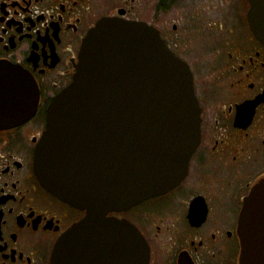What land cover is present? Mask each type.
<instances>
[{
  "label": "flooded vegetation",
  "instance_id": "obj_1",
  "mask_svg": "<svg viewBox=\"0 0 264 264\" xmlns=\"http://www.w3.org/2000/svg\"><path fill=\"white\" fill-rule=\"evenodd\" d=\"M249 7V0H0V63L30 75L39 90L32 115L0 127V264H51L58 240L88 214L42 184L34 155L49 104L72 82L84 38L105 17L157 27L188 63L201 108V138L183 180L106 216L137 228L148 264H239V216L264 179V43ZM89 237L72 251L79 264L134 256L125 232Z\"/></svg>",
  "mask_w": 264,
  "mask_h": 264
},
{
  "label": "water",
  "instance_id": "obj_2",
  "mask_svg": "<svg viewBox=\"0 0 264 264\" xmlns=\"http://www.w3.org/2000/svg\"><path fill=\"white\" fill-rule=\"evenodd\" d=\"M249 2V25L264 43V0ZM38 97L30 75L0 63V127L27 119ZM46 121L35 172L50 192L88 210L58 240L51 264H79L72 254L77 241L119 231L134 255L121 264H148L137 228L106 213L163 194L187 174L201 138L188 63L157 27L105 17L84 38L73 80L52 99ZM102 226L120 230L92 229ZM239 236V264H264V179L244 200Z\"/></svg>",
  "mask_w": 264,
  "mask_h": 264
},
{
  "label": "rangeland",
  "instance_id": "obj_3",
  "mask_svg": "<svg viewBox=\"0 0 264 264\" xmlns=\"http://www.w3.org/2000/svg\"><path fill=\"white\" fill-rule=\"evenodd\" d=\"M176 16H177V14L175 15V13L173 14V16H171L172 21H174L176 19ZM183 54H185V52Z\"/></svg>",
  "mask_w": 264,
  "mask_h": 264
}]
</instances>
